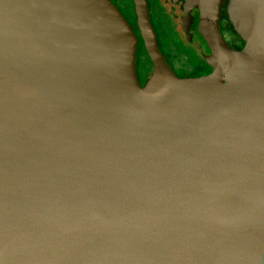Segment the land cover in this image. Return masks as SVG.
<instances>
[{
    "label": "water",
    "instance_id": "95a60500",
    "mask_svg": "<svg viewBox=\"0 0 264 264\" xmlns=\"http://www.w3.org/2000/svg\"><path fill=\"white\" fill-rule=\"evenodd\" d=\"M184 1L211 72L131 0L140 86L107 0H0V264H264V0Z\"/></svg>",
    "mask_w": 264,
    "mask_h": 264
},
{
    "label": "rangeland",
    "instance_id": "374dc122",
    "mask_svg": "<svg viewBox=\"0 0 264 264\" xmlns=\"http://www.w3.org/2000/svg\"><path fill=\"white\" fill-rule=\"evenodd\" d=\"M107 1L108 3L110 2L109 0ZM144 1L148 22L152 29L157 48L159 49L161 55L164 57L165 61L166 56L168 57V54L166 52V45L170 41H168V34H171L172 36L170 43H172V39H174L173 42L175 45V47L170 46L169 51L171 53L179 51L180 58L182 59L183 63L189 62V64L193 63V65H195L196 62L199 63L198 67L192 69V71L195 69L198 70L201 65L204 64L210 68V66L207 64V60L210 58L211 54L205 41L202 39L201 35L198 32V8L196 6H191L187 15H185L186 4L184 0H158L159 3H157L155 0ZM114 10L118 11L115 7ZM120 17L123 21H125L121 14ZM125 23L128 24L126 21ZM219 25L220 33L226 43L232 49H234L238 45V48L234 50H240L243 46V43L232 32V29L230 28L226 20L220 19ZM161 26L165 29L164 31L161 30ZM128 31L129 33L131 32V30ZM238 42L240 45L238 44ZM168 66L170 67V71L177 79L182 80L199 78L179 77L173 72L169 64Z\"/></svg>",
    "mask_w": 264,
    "mask_h": 264
},
{
    "label": "flooded vegetation",
    "instance_id": "af4514ba",
    "mask_svg": "<svg viewBox=\"0 0 264 264\" xmlns=\"http://www.w3.org/2000/svg\"><path fill=\"white\" fill-rule=\"evenodd\" d=\"M109 1L114 5V7L118 10V12L121 14V16L124 18V20L130 26L131 32L136 37V47H137V41L139 39V36H138V32L136 31L135 25L134 24L132 25L131 23H129V19L124 14V12H123V10L121 8L119 0H109ZM155 1L157 3H159L158 0H155ZM161 30L164 31L165 29L162 28V26H161ZM168 35H169V37H168V41H169L170 40V34H168ZM166 42H167V40H166ZM169 43H170V41H169ZM166 52L168 54V57L166 56V62L171 66L173 72L179 77H201V76H205V75H207V74H209L211 72V68L207 67L205 64L201 65V67L198 70L195 69V70L192 71V69L198 67L199 63H197L196 61H195L196 63L194 62L195 65H193V63L189 64V62L188 63H183L181 58H180L181 61L174 60V59H172V57H170V52L167 51V50H166ZM137 79H138L139 85L142 86V84L144 82L141 81L138 76H137Z\"/></svg>",
    "mask_w": 264,
    "mask_h": 264
},
{
    "label": "trees",
    "instance_id": "16d2710c",
    "mask_svg": "<svg viewBox=\"0 0 264 264\" xmlns=\"http://www.w3.org/2000/svg\"><path fill=\"white\" fill-rule=\"evenodd\" d=\"M119 2H120L121 8H122L124 14L129 19V23H131L133 25L134 24V15H133V9H132L131 1L130 0H119ZM222 11H223V6H222ZM221 18L224 19L223 14L221 15ZM136 31H137V29H136ZM171 36L172 35L170 34V41H171ZM173 40L174 39H172V43H167V45H166L167 51H169L170 46L175 47ZM238 44H239V42H238ZM237 46L234 49L238 48ZM136 48H137L136 54H135L136 77L138 76L141 81L145 82L146 79L150 75V71H151L152 67H151L150 62L148 61V58L145 55V52L143 50V46H142L140 39H138V41H137V47ZM170 57H172V59H174V60L181 61L179 51L178 52L175 51V53L170 52Z\"/></svg>",
    "mask_w": 264,
    "mask_h": 264
}]
</instances>
